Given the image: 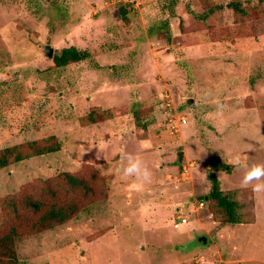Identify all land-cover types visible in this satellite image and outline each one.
Here are the masks:
<instances>
[{
    "label": "rangeland",
    "instance_id": "1",
    "mask_svg": "<svg viewBox=\"0 0 264 264\" xmlns=\"http://www.w3.org/2000/svg\"><path fill=\"white\" fill-rule=\"evenodd\" d=\"M207 5L221 8L199 20ZM163 21L170 41L149 35ZM45 45L54 55L87 50L101 68H53ZM50 136L62 141L58 152L0 169V227L3 198L24 186L43 194L46 179L65 194L45 195L44 207L69 210L63 224L17 239L19 260L264 264V193L244 186L245 169L231 163L238 154L264 164V0H0V150ZM126 153L148 165L150 183L133 188L117 174ZM216 154L226 163L221 189L245 205L236 224L197 202ZM64 172L102 199L83 203Z\"/></svg>",
    "mask_w": 264,
    "mask_h": 264
},
{
    "label": "trees",
    "instance_id": "2",
    "mask_svg": "<svg viewBox=\"0 0 264 264\" xmlns=\"http://www.w3.org/2000/svg\"><path fill=\"white\" fill-rule=\"evenodd\" d=\"M177 0H170L171 6L176 5ZM238 4L232 6L235 10L242 12ZM208 9L196 17L205 21L210 15L214 14L221 6L207 5ZM165 35V40L170 41V29L167 21L161 24L155 30H150L149 35L153 36L158 33ZM53 68H65L66 66L81 61H89L94 69L101 67L92 58L87 50H78L76 47H68L56 53L52 59ZM117 110H104L103 114L111 119L116 115ZM135 116V111L133 112ZM136 117V116H135ZM94 119V120H93ZM93 120V121H92ZM91 123L95 118L90 116ZM139 125V124H138ZM62 148V141L56 136H50L42 140H30L22 144L5 147L0 150V169L6 168L11 164L22 162L32 156H41L58 152ZM226 163L223 156L216 154L209 161L207 179L210 182V191L208 200L211 203V210L215 218L222 224H236L240 222V214L238 210H242L245 205L236 197L235 190L223 191L221 189L220 180L217 176L218 171L224 170ZM60 177L67 183L71 191H77L83 203L101 200L99 191L95 190L94 185L90 184L81 174L61 173ZM47 186L43 194L37 191H30L27 186L21 188L18 192L3 198L2 212L3 222L0 227V264H26L19 260L16 252V240L23 236L34 235L45 230L52 229L63 224L68 219V207L60 205H52L48 208L44 207L45 195L49 198H55L58 195H64V190L56 192L51 180L46 179ZM102 184V183H96ZM34 185V184H32ZM78 197V198H79ZM69 211V210H68Z\"/></svg>",
    "mask_w": 264,
    "mask_h": 264
},
{
    "label": "clouds",
    "instance_id": "3",
    "mask_svg": "<svg viewBox=\"0 0 264 264\" xmlns=\"http://www.w3.org/2000/svg\"><path fill=\"white\" fill-rule=\"evenodd\" d=\"M218 112L222 114L223 105L217 101ZM127 160L126 164L121 163L120 167L116 169L117 174L122 178H132L133 183L131 187L140 188L146 183H150L152 180V172L148 165L136 155L126 153L121 160ZM231 163L236 167L245 169L242 184L244 186L251 185L253 193H264V164H247L240 155L233 156Z\"/></svg>",
    "mask_w": 264,
    "mask_h": 264
},
{
    "label": "water",
    "instance_id": "4",
    "mask_svg": "<svg viewBox=\"0 0 264 264\" xmlns=\"http://www.w3.org/2000/svg\"><path fill=\"white\" fill-rule=\"evenodd\" d=\"M44 54L48 59L52 60L54 57V49L50 45H45L43 49ZM197 200H208V196H198ZM200 242L206 243L207 239L205 237L199 238Z\"/></svg>",
    "mask_w": 264,
    "mask_h": 264
},
{
    "label": "built area",
    "instance_id": "5",
    "mask_svg": "<svg viewBox=\"0 0 264 264\" xmlns=\"http://www.w3.org/2000/svg\"><path fill=\"white\" fill-rule=\"evenodd\" d=\"M181 121H182L181 123H183V124L186 123V119L185 118H182ZM197 202L199 203L200 206H203V203H204L203 200H197ZM179 219H180L181 224H186L187 223V219L186 218L180 217ZM179 225H180L179 222L175 223V227H178Z\"/></svg>",
    "mask_w": 264,
    "mask_h": 264
}]
</instances>
